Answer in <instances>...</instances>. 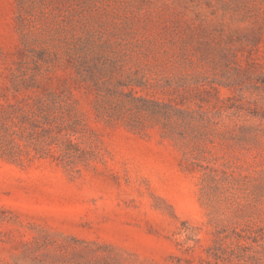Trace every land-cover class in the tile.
I'll list each match as a JSON object with an SVG mask.
<instances>
[{
	"label": "rangeland",
	"instance_id": "374dc122",
	"mask_svg": "<svg viewBox=\"0 0 264 264\" xmlns=\"http://www.w3.org/2000/svg\"><path fill=\"white\" fill-rule=\"evenodd\" d=\"M0 264H264V0H0Z\"/></svg>",
	"mask_w": 264,
	"mask_h": 264
},
{
	"label": "trees",
	"instance_id": "16d2710c",
	"mask_svg": "<svg viewBox=\"0 0 264 264\" xmlns=\"http://www.w3.org/2000/svg\"><path fill=\"white\" fill-rule=\"evenodd\" d=\"M135 94H136V92H133V91H130V93H129L130 98H131L132 102L134 103V108L137 109L138 111L149 112L150 117L152 119H154V121H156L157 123L161 122L163 125V128H168L169 134L171 136H178L179 138H185L184 136H186V134H188V131H186L188 129L191 130L190 132H196V129L193 128V123L190 121H187L186 118L178 117L177 120L172 122L173 117H171L168 113L161 112V109L164 107H172L173 109H176V111H178V112L181 111L180 109L176 108V106H172V105L166 104L164 102H159L157 100H150V99H145L143 97H136V96H134ZM138 103H141V104H138ZM142 103H149L153 106V108L146 107ZM175 105H177V104H175ZM173 125H178V127L181 128V130H179L177 132L174 131ZM198 135L200 136V134H198ZM2 140H3L2 143L8 144L6 134L3 135Z\"/></svg>",
	"mask_w": 264,
	"mask_h": 264
}]
</instances>
